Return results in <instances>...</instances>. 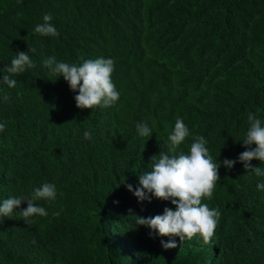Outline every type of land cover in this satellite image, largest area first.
Instances as JSON below:
<instances>
[{
	"label": "trees",
	"instance_id": "1",
	"mask_svg": "<svg viewBox=\"0 0 264 264\" xmlns=\"http://www.w3.org/2000/svg\"><path fill=\"white\" fill-rule=\"evenodd\" d=\"M49 13L57 37L34 31ZM32 48L35 67L10 77L15 88L0 71V203L32 199L44 183L57 196L34 201L44 217L25 222L24 202L0 218V264H264V176L238 159L249 113L264 125V0H0V69ZM52 56L114 60L119 100L78 109V92L43 65ZM178 118L189 136L176 154L203 136L214 161L237 162L219 168L212 198L202 200L221 213L212 242L197 235L180 247L177 237L164 250L169 237L150 236L129 209L147 218L175 206L138 202L127 185L135 189L151 158L168 151Z\"/></svg>",
	"mask_w": 264,
	"mask_h": 264
},
{
	"label": "clouds",
	"instance_id": "2",
	"mask_svg": "<svg viewBox=\"0 0 264 264\" xmlns=\"http://www.w3.org/2000/svg\"><path fill=\"white\" fill-rule=\"evenodd\" d=\"M52 15L45 14L43 23L38 24L34 31L47 37H57L59 32L51 23ZM34 48L28 52L18 51L11 60L10 66L0 71L7 73L3 75L2 82L8 88L17 86V79L10 78L24 73L29 68L35 67V62L29 53H34ZM44 67L50 73L63 77L68 83L70 90L78 95L74 97L76 107L81 110H92L94 108L107 109L115 105L120 94L112 82L114 71V60L103 57L94 60H84L81 64L57 62L54 56L43 60ZM8 100V95H4ZM249 127L242 141L246 151L240 153L239 162L245 171L253 172L256 176H264V169L253 168L251 161L258 160L264 163V125L262 121L252 113L248 117ZM6 125L0 123V132ZM137 133L141 137L150 136L151 129L146 123L136 125ZM189 136V129L182 119H177L172 134L168 137V151H161L158 156L151 158V171H145L138 176L139 185L133 188L127 185L128 191L132 192L138 202L152 199L170 201L175 210L165 207L162 215L147 218L131 215L138 226L151 229L150 236L169 237L167 242L161 241L164 250L178 247L176 238H179L181 247L185 240L191 241L197 235L202 238L205 245H209L215 235L221 213L218 209H210L208 204L202 200H210L220 180L218 170L221 166L231 170L237 161L225 159L222 164L214 161L206 147L207 141L203 136H195L187 154H176L177 148ZM84 138L90 139L91 133L84 132ZM255 145V148L252 146ZM259 190H264V183L257 184ZM57 189L55 184L44 183L34 189L32 199L23 196L10 197L0 203V218L9 217L20 209L22 203H27V208L20 210L19 214L25 218L33 216L44 217L47 211L44 207L37 206L35 200L51 202L56 199ZM59 215V213H55Z\"/></svg>",
	"mask_w": 264,
	"mask_h": 264
}]
</instances>
